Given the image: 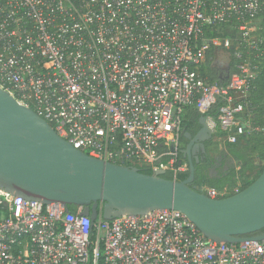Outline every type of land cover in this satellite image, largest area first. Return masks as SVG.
<instances>
[{"label": "built area", "instance_id": "2783aa9c", "mask_svg": "<svg viewBox=\"0 0 264 264\" xmlns=\"http://www.w3.org/2000/svg\"><path fill=\"white\" fill-rule=\"evenodd\" d=\"M261 14L264 0H0V88L90 157L187 172L188 109L205 116L221 101L207 126L228 143L247 133ZM235 41L228 85L203 80L207 54L228 61ZM102 209L91 221L0 188V264H264V239L216 242L174 210L105 220Z\"/></svg>", "mask_w": 264, "mask_h": 264}, {"label": "water", "instance_id": "95a60500", "mask_svg": "<svg viewBox=\"0 0 264 264\" xmlns=\"http://www.w3.org/2000/svg\"><path fill=\"white\" fill-rule=\"evenodd\" d=\"M198 124L204 130L206 117L201 116ZM183 137L192 143L197 140L189 133ZM181 153L189 168L188 178L181 182L161 178L163 171L145 175L135 167L90 157L0 88V188L9 194L44 204L59 203L67 212L75 206L91 221L100 203L105 220L174 210L213 241L263 240L264 233H255L264 230V168L242 191L210 199L191 187L195 173L191 143ZM193 160L198 163V157Z\"/></svg>", "mask_w": 264, "mask_h": 264}, {"label": "trees", "instance_id": "16d2710c", "mask_svg": "<svg viewBox=\"0 0 264 264\" xmlns=\"http://www.w3.org/2000/svg\"><path fill=\"white\" fill-rule=\"evenodd\" d=\"M254 23L255 32L253 34L262 41L257 44L256 50H254V54H256L258 58H252L251 60L252 64L257 66V74L255 79L251 82V87L246 98L247 107L242 115L243 119L248 121L249 128L246 129L247 133L239 137L235 143L226 142L224 134L221 132L217 133L218 136L225 141V153L227 157L233 161L234 166L221 177L212 178L205 174L204 167L195 165L194 181L191 187L196 190L200 187H204L219 192L225 191L227 192L226 197H228L249 186L264 168V14L259 15ZM220 36L235 37L234 34L228 33L226 30H223ZM236 45V41L232 42V46L230 50H228V61L223 69L220 70L214 66L216 58L213 56L212 52L207 54L205 62L198 68V72L203 80L209 84H215L218 87H226L228 85L230 76L236 71L235 65L237 60L233 57ZM221 104L222 102L218 101L216 106L205 116H209L216 121L218 108ZM200 117L201 115L195 110L188 109L182 120L183 128L196 125ZM179 156L180 158H178V161L181 160V155ZM136 168L142 174H154L152 170L147 167L139 166ZM188 173L189 171L178 173L164 171V174L160 177L181 182L188 178ZM67 210L68 213L74 214L78 211V208L69 206ZM261 233H264V230L255 234Z\"/></svg>", "mask_w": 264, "mask_h": 264}, {"label": "flooded vegetation", "instance_id": "af4514ba", "mask_svg": "<svg viewBox=\"0 0 264 264\" xmlns=\"http://www.w3.org/2000/svg\"><path fill=\"white\" fill-rule=\"evenodd\" d=\"M216 61L214 62V66L219 70L223 69L225 64L223 65L222 63H217ZM184 133L191 134L192 139L197 138L194 143H192V140H187L184 137L181 139V149L179 150L178 158H180L179 155H181V159L185 160L187 166L188 159L181 152L187 148L189 143H191L193 165L204 167L205 174L208 176L217 178L215 177V172L217 170L224 175L231 167L234 166L233 161L228 158L225 153V141L218 136L216 131H212L208 126H206L203 130L197 123L196 125H190L188 128H185ZM193 156L198 157V163H194Z\"/></svg>", "mask_w": 264, "mask_h": 264}, {"label": "rangeland", "instance_id": "374dc122", "mask_svg": "<svg viewBox=\"0 0 264 264\" xmlns=\"http://www.w3.org/2000/svg\"><path fill=\"white\" fill-rule=\"evenodd\" d=\"M216 58H217V59H216V60H217V61H216L217 63H222L223 65L226 64V61H227V60H226V58H225V56H224L223 54H217V55H216ZM217 133H218V132H217ZM179 163H180V165H181L182 167H185V165L187 164V163L185 162V160H182V159L179 160ZM263 165H264V164H263Z\"/></svg>", "mask_w": 264, "mask_h": 264}, {"label": "crops", "instance_id": "0c3cea01", "mask_svg": "<svg viewBox=\"0 0 264 264\" xmlns=\"http://www.w3.org/2000/svg\"><path fill=\"white\" fill-rule=\"evenodd\" d=\"M184 130H185V128H184ZM222 176V174L217 170L216 172H215V177H221Z\"/></svg>", "mask_w": 264, "mask_h": 264}, {"label": "bare ground", "instance_id": "6f19581e", "mask_svg": "<svg viewBox=\"0 0 264 264\" xmlns=\"http://www.w3.org/2000/svg\"><path fill=\"white\" fill-rule=\"evenodd\" d=\"M184 133V132H183ZM183 137V136H182ZM187 165V164H186ZM188 167V166H187ZM188 171V170H187Z\"/></svg>", "mask_w": 264, "mask_h": 264}]
</instances>
